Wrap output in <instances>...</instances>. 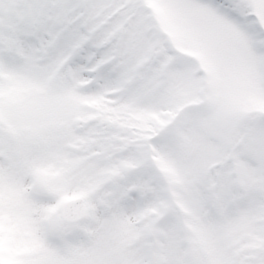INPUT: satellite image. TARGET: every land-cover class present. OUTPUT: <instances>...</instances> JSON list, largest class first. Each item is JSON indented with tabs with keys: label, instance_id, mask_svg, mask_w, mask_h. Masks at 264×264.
<instances>
[{
	"label": "rangeland",
	"instance_id": "rangeland-1",
	"mask_svg": "<svg viewBox=\"0 0 264 264\" xmlns=\"http://www.w3.org/2000/svg\"><path fill=\"white\" fill-rule=\"evenodd\" d=\"M208 2L0 0V264H264V75Z\"/></svg>",
	"mask_w": 264,
	"mask_h": 264
},
{
	"label": "flooded vegetation",
	"instance_id": "flooded-vegetation-1",
	"mask_svg": "<svg viewBox=\"0 0 264 264\" xmlns=\"http://www.w3.org/2000/svg\"><path fill=\"white\" fill-rule=\"evenodd\" d=\"M222 7L225 8V15L227 14L238 20L239 26L244 27V20L248 17L254 20L256 31L254 33H247L250 35L253 44L257 64L264 65V0H218ZM229 10V12H228ZM244 28L241 29L244 31ZM246 29V28H245ZM262 33V36L261 34ZM259 72V70H258Z\"/></svg>",
	"mask_w": 264,
	"mask_h": 264
},
{
	"label": "water",
	"instance_id": "water-1",
	"mask_svg": "<svg viewBox=\"0 0 264 264\" xmlns=\"http://www.w3.org/2000/svg\"><path fill=\"white\" fill-rule=\"evenodd\" d=\"M86 210L87 196H82L66 201L62 205V216L64 219L72 221L82 217Z\"/></svg>",
	"mask_w": 264,
	"mask_h": 264
}]
</instances>
